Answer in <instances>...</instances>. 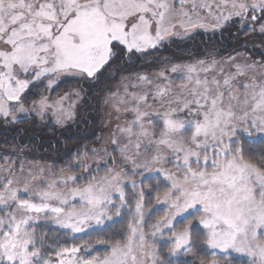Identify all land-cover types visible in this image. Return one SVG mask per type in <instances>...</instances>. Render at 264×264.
I'll return each instance as SVG.
<instances>
[{"label":"snow or ice","instance_id":"snow-or-ice-1","mask_svg":"<svg viewBox=\"0 0 264 264\" xmlns=\"http://www.w3.org/2000/svg\"><path fill=\"white\" fill-rule=\"evenodd\" d=\"M228 26L259 59L149 60ZM92 89L108 146L0 156V264H264V0H0V122L66 126Z\"/></svg>","mask_w":264,"mask_h":264},{"label":"trees","instance_id":"trees-1","mask_svg":"<svg viewBox=\"0 0 264 264\" xmlns=\"http://www.w3.org/2000/svg\"><path fill=\"white\" fill-rule=\"evenodd\" d=\"M244 35L245 34L240 32L236 26H228L217 30L214 33H196L194 37L189 40L193 46L191 48L187 49V46H183L175 51L173 50V47H171L166 51L171 53L174 57L178 54H182V51L190 50V53H192V51L198 50L201 54H198L197 57H200L199 55H202V50L205 49V46L212 44L213 46L218 47L217 58H219L224 54L234 52L236 49L240 48L242 50L244 46L239 45L238 43ZM245 39L251 42L252 45L257 43L253 38L248 37ZM234 43H236V45H234ZM164 51L165 50L162 52ZM258 54L257 58L259 59ZM87 90L88 87L86 86V91ZM103 91L104 89H92L91 96L85 97V105L88 107L90 102H93L96 98L99 99L103 95ZM84 111L85 114H87L85 120L74 125L70 129L72 130L70 134L66 132L42 134L41 131L46 132V130L37 128L35 120L32 119V117L23 118L20 122L15 124L0 122V156H11L15 159L17 154H19L20 158L24 161H38L48 164L56 162L59 166H63L60 164V161L63 160L67 162L68 154L73 152L78 145L89 146V144H97L96 137L98 134H96L97 131L95 125L97 124L96 118L98 117V113L91 115L86 112L88 111L87 108ZM253 146L254 149L250 148L257 153L261 149H264V144H256ZM85 239H88L89 242H94L95 237L90 239L86 237Z\"/></svg>","mask_w":264,"mask_h":264},{"label":"rangeland","instance_id":"rangeland-1","mask_svg":"<svg viewBox=\"0 0 264 264\" xmlns=\"http://www.w3.org/2000/svg\"><path fill=\"white\" fill-rule=\"evenodd\" d=\"M240 32L244 33L245 35H244V37L241 38V40L239 41L238 44L244 46V48L242 50L239 48V49H236L235 51H242L243 52V51H245V46H246L247 52L255 53V58H257V54L259 53V51L262 47V45L259 42L260 37L254 36L253 34L246 32V31L240 30ZM197 33L209 34V33H211V31L199 30V31H197ZM248 37L253 38L257 43L255 45H252L251 42H249V41H247V39H245ZM189 40H191V39H189ZM189 40L182 42L183 44H186L184 46L185 47L187 46V49L193 47L192 43H190ZM234 45H236V43H234ZM172 47H173V50H175V51L178 49L175 45H173ZM218 50H219L218 47L213 46L212 44H209V45H206L205 49L202 50V55H199L200 57H197L198 54H201V52L199 53L198 50L192 51V53H190V50L182 51V54H178L177 56L187 58L191 55L194 58H204L206 53L214 52L217 54ZM232 53H230V54H232ZM225 55L228 56L229 54H224L222 57H226ZM159 58H163L164 60H169V59H172L173 56L171 55V53H169L165 50L164 52L161 51L159 53L154 54V56L149 57V60L159 59ZM159 66H163V65H159ZM136 67H139V66L137 65ZM79 87L80 86L75 81H71V80L64 81V82L60 83L58 87L55 88L54 92H52V98L57 99L60 95H63L65 92H70L72 90L78 89ZM85 89H86V86H85ZM38 90L40 92L44 91L43 87L39 88ZM33 91H37V89H34ZM85 104H86L85 99L83 101L79 102L78 107H77L76 118L74 120L68 121L66 126H63V127L56 125L54 122L50 121L47 117L43 121H41L38 117L34 118L31 115H26L25 118L32 117V119L35 120L37 128H41V130H46V132L41 131L42 134L43 133L56 134L58 132L59 133L60 132H66V133L70 134L72 131L70 129L74 125L79 124L83 120H85V116H87V114H85L84 110L87 108L88 111H86V112L90 113L91 115H94V113H98V117L96 118L97 124L95 125V129L97 131L96 134H98L96 137L97 144H92V145L89 144V147L96 148V147L108 146V137L110 135L111 126L105 125V109L102 105V101L100 100V98L99 99L96 98L93 102H90V104H88V107ZM92 119H93V117H92ZM253 145H256V144H253ZM253 145H247L246 147H248V148L251 147L252 149H254ZM25 162L26 163H42V162H38V161H25ZM228 259L231 260L230 257ZM235 262H237V263H235ZM220 264H226V262L224 260H221ZM233 264H246V258L245 259L237 258L235 261H233Z\"/></svg>","mask_w":264,"mask_h":264}]
</instances>
